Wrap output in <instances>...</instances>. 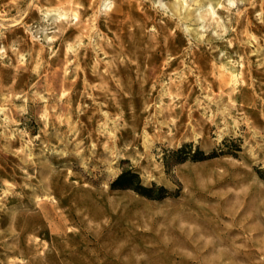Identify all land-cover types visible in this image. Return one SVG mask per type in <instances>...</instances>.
<instances>
[{"label":"rangeland","instance_id":"rangeland-1","mask_svg":"<svg viewBox=\"0 0 264 264\" xmlns=\"http://www.w3.org/2000/svg\"><path fill=\"white\" fill-rule=\"evenodd\" d=\"M173 2L0 0V264H264V0Z\"/></svg>","mask_w":264,"mask_h":264},{"label":"trees","instance_id":"trees-1","mask_svg":"<svg viewBox=\"0 0 264 264\" xmlns=\"http://www.w3.org/2000/svg\"><path fill=\"white\" fill-rule=\"evenodd\" d=\"M187 147L188 145L184 144L181 148L173 152L175 155L178 156V158H176V161L182 162L187 159H190L192 161H198L216 156L214 153L205 155L204 152L200 149H197L193 153V155L189 156V158L179 156ZM111 187L132 189L135 192L151 199H161L165 196L170 195V192L164 186H157L154 183L150 186L143 185L140 181L138 174L132 170H124L123 172H121L118 177L111 183Z\"/></svg>","mask_w":264,"mask_h":264},{"label":"bare ground","instance_id":"bare-ground-1","mask_svg":"<svg viewBox=\"0 0 264 264\" xmlns=\"http://www.w3.org/2000/svg\"><path fill=\"white\" fill-rule=\"evenodd\" d=\"M194 6L190 7L186 0H174L171 10L172 15L177 16L181 20H204L208 16H211L212 20L213 15L215 14L214 7L221 6V0H193ZM234 0H228V8L229 6H233ZM192 5V4H191ZM183 10V11H182ZM218 27L221 28L220 22L216 23ZM216 26H214L216 28ZM197 38H201V36L196 33L194 35Z\"/></svg>","mask_w":264,"mask_h":264}]
</instances>
